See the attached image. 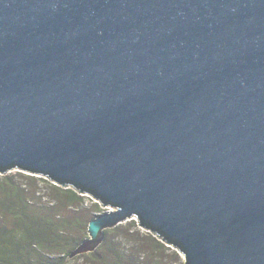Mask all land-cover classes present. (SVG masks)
Segmentation results:
<instances>
[{
    "label": "water",
    "instance_id": "water-1",
    "mask_svg": "<svg viewBox=\"0 0 264 264\" xmlns=\"http://www.w3.org/2000/svg\"><path fill=\"white\" fill-rule=\"evenodd\" d=\"M136 217L186 264H264V0H0V172Z\"/></svg>",
    "mask_w": 264,
    "mask_h": 264
},
{
    "label": "rangeland",
    "instance_id": "rangeland-1",
    "mask_svg": "<svg viewBox=\"0 0 264 264\" xmlns=\"http://www.w3.org/2000/svg\"><path fill=\"white\" fill-rule=\"evenodd\" d=\"M4 177H10L15 183L28 189L33 197L30 198L33 202H30L28 214L24 213L28 206L23 199H17L16 203L9 197L11 200L2 204L0 229L9 231L5 233L8 234L5 238L0 236V259L5 263H9L12 256H15L11 246L14 247L16 243H8V246L6 244V238L14 234L22 233L24 244L33 241L39 252L43 251L44 247L37 243L36 238L55 236L61 231L69 242L83 243L90 238V221L113 210L89 193L78 192L83 199L71 203L65 192L60 189L73 190L72 186L62 187L38 174L14 168L5 173L0 172V180ZM54 185L61 188L58 189ZM49 223L58 228V233H54L56 228L54 225L51 227ZM29 247L32 249V245ZM62 249V245L52 249V260L57 261L64 256ZM30 255V259H36L33 251ZM69 257H64L65 264H186L185 257L178 248L142 226L136 217L105 232L103 242L95 251L76 255L70 260Z\"/></svg>",
    "mask_w": 264,
    "mask_h": 264
},
{
    "label": "trees",
    "instance_id": "trees-1",
    "mask_svg": "<svg viewBox=\"0 0 264 264\" xmlns=\"http://www.w3.org/2000/svg\"><path fill=\"white\" fill-rule=\"evenodd\" d=\"M54 186L58 189L61 188L57 185H54ZM74 189L73 190L72 189H60V191L65 192V194L68 196V199L71 203L77 202V201L83 199V197L80 196L78 193L80 191H78L77 189H75V190ZM29 193L30 192L28 189H24L22 186L18 185L10 177L2 178L0 180V211L2 210V204L11 200L10 198H13L16 203H17V199L19 201L21 199H23L24 202L26 203V205L28 206V208L24 209L25 210L24 213L28 214L27 211L30 208V206H29L30 202L31 203L33 202L30 199V198L33 199V197H31V195ZM0 217H1V215H0ZM49 224L51 227H53V225H54L51 223H49ZM54 227H55V225H54ZM55 228H56V232L54 231V233H58L57 232L58 228L57 227H55ZM109 230H112V229H107V230H105V232H108ZM5 233H9V231L8 230L5 231L4 229H0V236H3V238H5L8 235ZM62 234H63V231H61V233L56 234L55 236H47V237H44L41 239L36 238L37 243H39L42 247H44L43 251H41V252L36 250V246H35V243L33 241L28 243V244H24L23 238H22L23 237L22 233L19 232V234H14V235L9 237L11 240H9V238H6L7 239L6 244L8 246V243H16V245L14 247L11 246V248L14 249L15 256H12L11 260L8 261L9 263H5L0 259V264H65L66 262H65L64 257L67 255L70 256L72 254V252L81 243L80 242L72 243L73 241L69 242L70 240H67V237H65ZM154 234H156V233H154ZM157 236H159V235H157ZM160 238H162V237H160ZM55 239H56V241H54ZM58 241H61V242H58ZM29 245H32V249H30ZM57 245L63 246L62 253L64 256L62 258H58L56 261V260H52L51 251L53 248L57 247ZM113 250H115V249L113 248ZM31 251H33L34 255L36 256V259H30V257L28 256L31 254ZM27 252H29V253L27 254ZM3 259H6V258H3ZM122 263H124V261Z\"/></svg>",
    "mask_w": 264,
    "mask_h": 264
}]
</instances>
